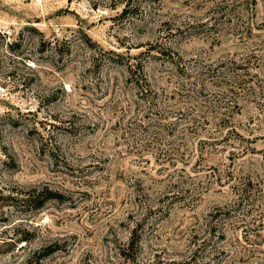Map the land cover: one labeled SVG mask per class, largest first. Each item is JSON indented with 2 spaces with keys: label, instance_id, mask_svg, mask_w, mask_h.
Masks as SVG:
<instances>
[{
  "label": "rangeland",
  "instance_id": "1",
  "mask_svg": "<svg viewBox=\"0 0 264 264\" xmlns=\"http://www.w3.org/2000/svg\"><path fill=\"white\" fill-rule=\"evenodd\" d=\"M165 263L264 264V0H0V264Z\"/></svg>",
  "mask_w": 264,
  "mask_h": 264
},
{
  "label": "trees",
  "instance_id": "2",
  "mask_svg": "<svg viewBox=\"0 0 264 264\" xmlns=\"http://www.w3.org/2000/svg\"><path fill=\"white\" fill-rule=\"evenodd\" d=\"M130 8H131L130 7V3L127 2V4L123 8V14L127 13L130 10ZM43 196L44 197H43L42 201H40L39 208H41L47 202V200H49L51 198H58L61 195H58L57 193L49 192V193H46V194L43 193ZM134 243H135V238L133 236L131 238V242H130L129 246L127 247V250H129L130 247H132V245H134ZM165 264H175V263H165Z\"/></svg>",
  "mask_w": 264,
  "mask_h": 264
}]
</instances>
